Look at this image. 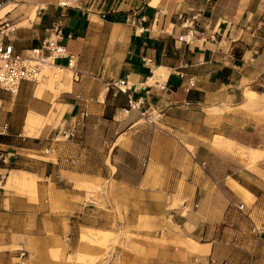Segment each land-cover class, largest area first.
Instances as JSON below:
<instances>
[{"label":"crops","instance_id":"crops-1","mask_svg":"<svg viewBox=\"0 0 264 264\" xmlns=\"http://www.w3.org/2000/svg\"><path fill=\"white\" fill-rule=\"evenodd\" d=\"M19 1L0 12L16 23L15 50L61 19L77 73L57 92L33 80L0 89V264H51L58 238L67 253L82 228L113 221L139 233L171 222L193 241L191 264H264V230L250 228L264 227V0ZM193 12L206 35L186 43L181 16ZM129 93L154 123L122 111ZM252 149L263 154L251 162ZM16 246L28 258L14 260Z\"/></svg>","mask_w":264,"mask_h":264},{"label":"rangeland","instance_id":"rangeland-1","mask_svg":"<svg viewBox=\"0 0 264 264\" xmlns=\"http://www.w3.org/2000/svg\"><path fill=\"white\" fill-rule=\"evenodd\" d=\"M23 1L21 0L19 2ZM44 73V76L38 81V91L41 87L45 86L57 92L62 87V83L59 82L57 84L56 77L53 76L50 69L46 68ZM62 75H59V77ZM49 77L51 78L47 80ZM56 84L59 87H56ZM30 133L32 134L33 131ZM3 140H9V138L4 137ZM262 154L263 151L252 149L248 156L243 154V158H250L252 162ZM12 176L16 181L25 179L15 174ZM6 186L11 187L17 192H30L34 189V187L26 185L9 186L6 184ZM96 188H100L99 184H97ZM98 202L102 203L101 198H98ZM112 227V230L106 229L105 227L82 228L78 233L77 247H74L73 243L67 253L62 245V240L58 238V241L53 243L47 251L49 258L54 260L51 264H191V261H193L187 255V251H196V248H193L192 245L193 241L184 238L178 232L174 233V231H170L172 228L171 222L166 227L146 225L145 227L148 230L145 233L130 231L128 228H120L118 231H115L116 226L114 221ZM175 229L180 231L177 226ZM18 248L20 247L16 248V255L19 254ZM240 257L244 263L248 260L245 251L240 252ZM26 258H28V255L13 259L25 260Z\"/></svg>","mask_w":264,"mask_h":264},{"label":"built area","instance_id":"built-area-1","mask_svg":"<svg viewBox=\"0 0 264 264\" xmlns=\"http://www.w3.org/2000/svg\"><path fill=\"white\" fill-rule=\"evenodd\" d=\"M76 0L59 1L60 5H68ZM14 0H0V8ZM6 14V13H5ZM0 15V89L16 93L22 80H33L38 82L44 76L46 68L52 71L53 76L57 77L66 70H71L72 74L77 73L76 61L77 55L69 51L66 46L59 41L58 36L62 34V21L58 19L48 29L51 33L44 37L41 44L36 47L29 48L24 54L17 52L13 43L10 41V36L16 28L14 20ZM182 25L186 27V31L178 35V39L184 40L186 43H191L196 38H204L206 26H200V12H193L190 15H182ZM216 34V31L211 32V37ZM66 58V63H60L57 58ZM74 71V72H73ZM160 88L164 87V81L154 79ZM127 80L124 78L113 81V84L122 91L127 90ZM195 84L192 76H189L186 82V88H190ZM129 89V88H128ZM144 97L139 95L133 97L130 93L127 97V105L122 108V111L127 113L130 109H137L140 117L147 123H154L153 115H149L146 108L142 107ZM87 112H83L82 117H85ZM7 128V123L0 126V133H4ZM60 134L66 137L75 134V124L64 126L60 129ZM7 156L0 152V161L4 162ZM243 203L238 204V208L242 209ZM251 230L257 235L263 233L264 227L260 228L254 223L251 225ZM19 257L27 256L28 251L25 248H18Z\"/></svg>","mask_w":264,"mask_h":264},{"label":"bare ground","instance_id":"bare-ground-1","mask_svg":"<svg viewBox=\"0 0 264 264\" xmlns=\"http://www.w3.org/2000/svg\"><path fill=\"white\" fill-rule=\"evenodd\" d=\"M63 1H66V0H63ZM8 4H10V3H7V4H5V5H3L1 8H0V12H1V10H3V8H5V6H7ZM68 72H72L71 70H68ZM51 76V75H50ZM52 77V76H51ZM51 77H49V78H47V80H49ZM55 80L58 82L57 84H59V82H61L62 81V76L61 77H56L55 78ZM152 80V79H151ZM55 85L56 87H59L58 85Z\"/></svg>","mask_w":264,"mask_h":264}]
</instances>
